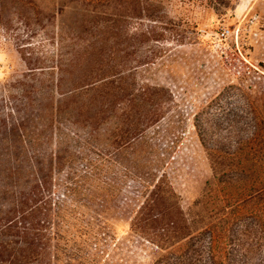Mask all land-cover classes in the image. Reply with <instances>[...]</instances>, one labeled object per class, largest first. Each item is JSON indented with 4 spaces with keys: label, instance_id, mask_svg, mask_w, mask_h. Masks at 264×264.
Returning a JSON list of instances; mask_svg holds the SVG:
<instances>
[{
    "label": "trees",
    "instance_id": "1",
    "mask_svg": "<svg viewBox=\"0 0 264 264\" xmlns=\"http://www.w3.org/2000/svg\"><path fill=\"white\" fill-rule=\"evenodd\" d=\"M33 1L0 0V27L12 28L20 6ZM68 4L78 9L69 52L47 75L30 67L0 116V264H128L146 250L151 264H192L188 250L171 257L196 230L175 186L181 167L168 153L184 134L168 138L173 93L146 79L156 57L138 53L171 38L164 0ZM194 127L218 183L241 181L240 141L224 140L220 122ZM255 186L243 197L255 193L263 230L264 184ZM114 216L130 219L128 237L118 241L108 229ZM237 246L227 264H264V250Z\"/></svg>",
    "mask_w": 264,
    "mask_h": 264
},
{
    "label": "rangeland",
    "instance_id": "2",
    "mask_svg": "<svg viewBox=\"0 0 264 264\" xmlns=\"http://www.w3.org/2000/svg\"><path fill=\"white\" fill-rule=\"evenodd\" d=\"M212 1L214 5L206 0H164L163 11L172 19L166 32L171 38L143 44L138 51L156 57L146 79L173 93L163 122L168 138L184 134L168 153L181 167L175 186L196 230L188 243L174 247L171 257L188 250L192 264H227L235 244L236 250L250 248L252 255L264 250L255 193L243 197L247 186L264 184V0H232L228 6V0ZM68 3L34 0L20 6L23 16L14 19L12 28L0 27V116L9 110L10 89L31 74L30 67L47 75L69 52L74 42L69 26L78 9ZM147 24L132 23L143 29ZM223 29L226 36L221 35ZM196 121L220 122L217 133L224 140L240 141L234 166L241 181L218 183L195 132ZM107 222L114 241L128 237L129 218L114 216ZM146 254L128 264H151L152 255Z\"/></svg>",
    "mask_w": 264,
    "mask_h": 264
},
{
    "label": "built area",
    "instance_id": "3",
    "mask_svg": "<svg viewBox=\"0 0 264 264\" xmlns=\"http://www.w3.org/2000/svg\"><path fill=\"white\" fill-rule=\"evenodd\" d=\"M227 33H228V31L225 30V29H223V30L221 31V35H222V36H226Z\"/></svg>",
    "mask_w": 264,
    "mask_h": 264
}]
</instances>
